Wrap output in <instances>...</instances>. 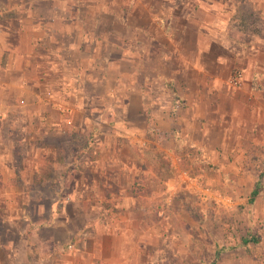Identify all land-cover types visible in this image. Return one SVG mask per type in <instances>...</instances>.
Returning a JSON list of instances; mask_svg holds the SVG:
<instances>
[{
  "label": "rangeland",
  "instance_id": "rangeland-1",
  "mask_svg": "<svg viewBox=\"0 0 264 264\" xmlns=\"http://www.w3.org/2000/svg\"><path fill=\"white\" fill-rule=\"evenodd\" d=\"M75 1L80 4L79 9L66 7L63 10L64 17H72L73 21L60 28L67 31V40L71 38L78 47L72 52H62L57 63L61 65V73L47 75L44 82L50 86L45 95L47 98L63 97L64 94L56 95L53 89V85H61L59 92H66L69 102L81 93H96L97 96L88 105L60 108L75 109L69 118L70 123L60 125L56 134L37 137L34 144L56 150L55 155L46 158L49 161L73 160L81 164L117 156V160L130 163L132 168L121 166L115 170L114 165L107 177L112 179L116 173L119 180L127 184L123 186L120 182L118 186L96 184L88 187L93 199L82 207L79 203L78 206L73 205L65 197L74 194L76 189L71 186V180L67 182L64 179L68 172L65 170L59 176L63 179L57 187H34L33 192L38 193L39 201L0 202V264H15V257L25 253V243H35L31 235L34 226L29 224L32 220L49 224L52 220L51 216L46 217L49 209L58 210L66 205L73 211L68 223L83 231L86 224L82 213L96 215L101 222L113 209L108 202L96 201V196L118 190H130L131 194L139 196L142 207L139 214L143 213L145 220L151 218L172 232L170 238L179 245L170 252L174 264H264V220L256 212L257 197L250 200L255 181L261 187L259 194L264 198V154L257 153L259 149L264 150L249 145L246 115L234 116L237 110L240 113L242 110L236 97H240L239 91L243 86L234 88L227 84L232 73L239 71L243 75L241 66L221 71L219 79L211 83L204 81L206 78L201 77L194 66L183 68L187 58L183 60L176 54L166 56L171 49L177 51L181 46L177 41L182 38L178 30L184 22L182 15L186 13V6L189 12L198 14L210 27H214L211 23L216 20L229 18L232 23L255 34H258L259 27L263 28L262 25L258 27V13L251 11L245 0H201L199 9L194 4L196 0H170L175 4L171 8H167L165 0ZM88 2L95 5L86 8ZM146 3H153L148 9L154 18L152 24L146 17L144 19ZM228 6L231 8L226 11L224 8ZM156 18H162L160 23ZM170 18L172 23L168 21ZM136 22L148 23V30L135 32ZM167 28L174 31L170 37ZM203 30L213 32L208 27ZM226 34L231 36V30ZM232 40L225 42V49L237 52L238 43ZM202 44H209L207 61L222 50L216 43ZM136 49H143L142 54H138ZM104 51L109 52L108 56H101ZM88 69L95 73L92 76L107 74V82L96 87L83 81L81 89L75 90L74 83L79 84L81 75ZM172 86L184 100L176 114L175 138L168 135V114L172 103L169 87ZM146 111L153 120L154 132L146 129ZM51 112L56 114L54 110ZM125 126L132 131L127 138L118 135L119 131L126 129ZM1 128L5 129V124ZM22 146V143L15 145L13 142L8 155L16 170L24 163ZM44 162L48 161H42L46 175L54 174ZM102 171L98 166L91 174L94 173L99 181ZM2 174L12 176L10 170L8 173L3 169ZM70 179L74 180L73 177ZM50 191L56 195L53 202L40 194L49 195ZM62 193L66 194L62 196ZM87 205L91 207L86 213ZM34 213L41 217L39 221L34 218ZM248 229L259 241L242 245L241 237ZM42 232L44 235L49 231L42 229ZM160 235L164 237L163 233ZM179 238L185 239L189 249L177 244ZM72 247V243L66 242L60 251L65 252Z\"/></svg>",
  "mask_w": 264,
  "mask_h": 264
},
{
  "label": "crops",
  "instance_id": "crops-1",
  "mask_svg": "<svg viewBox=\"0 0 264 264\" xmlns=\"http://www.w3.org/2000/svg\"><path fill=\"white\" fill-rule=\"evenodd\" d=\"M165 1L167 8L175 5L170 0ZM245 1L251 11L258 13V27L259 25L263 27H259L258 34L242 29L241 26L232 23L233 21L229 18L227 20L221 18L223 24L219 21L220 19L216 20L211 23L214 27H210L198 14L189 12L186 6V13L182 15L184 22L178 30L182 38L177 41L181 42V46L176 49L177 51L171 49L166 56L176 54L183 60L187 58L183 68L194 66L199 75L206 78L204 81L211 83L219 79L221 71H226L232 66H241L244 75L243 87L241 86L242 89L239 91L240 97L236 98L242 110L241 113L237 110L234 116L246 115L249 145L253 148L262 147L264 150V0ZM201 2V0L194 1V4L198 5L197 9ZM94 5L93 2H88L85 7L89 8ZM151 6L153 3L144 4L143 11L144 19L146 17L148 23L150 20L152 24L154 18L148 12ZM66 7L76 10L80 8V4L75 0L71 2L66 0H0V202L39 201L38 193L33 192L34 187L42 185L57 187V183L63 179H59V176L63 175L61 173L64 170L68 171L67 178L64 179L67 182L71 180V186L76 187L74 194L65 197L73 205L79 203L81 207L84 203L92 202L93 198L88 187L96 184L118 186L120 182L123 186L127 184L126 181H120L116 173L113 174L112 179L107 177L111 174L109 169L112 170L114 165L117 166L115 170H119L121 166L132 168L130 163L117 160V156L106 158L107 161L95 160L80 164L71 160L61 161V163L56 160H46L47 157L52 156L51 154L55 155L54 148L34 144L37 137L49 133L56 134L60 125L63 126L65 122L70 123L69 118L75 111L73 110L75 105H88L90 100L97 96L96 93L86 95L81 93L75 95L74 99L69 102L66 99L68 94L63 91L59 92L62 89L61 85L60 87L53 85V89L56 95L64 94L63 97L50 96L47 98L45 95L47 87L50 86L44 82L47 75L61 73V65L57 63L62 57V52L64 50L72 52L78 47L71 38L67 40L66 37H69L67 31L60 28L68 26L73 21L72 17H64L63 10ZM230 8L228 6L224 9L229 11ZM156 19L160 23L162 18ZM168 21L172 23L171 18ZM148 23L136 22L135 32H146ZM204 27H208L213 32L204 31ZM168 30L170 32L166 31L170 37L174 31L171 28ZM230 30L231 36L226 34ZM232 38L238 43L237 52H229L225 49V42L234 41ZM137 42L140 45V41L136 39ZM202 43H216L222 50L207 61L205 57L209 56V44L203 45ZM136 52L141 55L143 49H136ZM108 54V51H104L102 55L99 53L101 56H108ZM91 74L95 73L89 69L84 71L80 77V83H74L75 90L81 89L83 81L97 87L108 80L104 72L100 76ZM66 105L74 107L60 109ZM51 110L56 111V114L53 115ZM126 119L129 120V117ZM4 124L5 129L1 128ZM76 127L78 126L75 123ZM124 128L126 129L119 131L118 135L127 138L132 131L127 130V126ZM13 142L15 145L18 142L23 144L24 163L22 162V169L19 170H16L13 165L12 158L8 157L12 151ZM257 153L264 154V151L259 149ZM28 160L31 161L28 162ZM44 160L48 161L44 163L54 174L46 175L42 168ZM115 160L120 163H115ZM26 162L28 165L25 164ZM262 165L264 166V159ZM98 166L103 169L100 176L99 173L97 174L99 181L96 180L94 173L91 174ZM3 169L8 173L10 170L12 176L5 177L2 174ZM84 171H90V173ZM256 187L257 193L251 196L252 189ZM252 189L250 200L257 197L256 212L260 213L258 215L264 220V198L259 194L261 187L258 182H254ZM65 194L62 193V196ZM45 196L44 198L50 202L56 200L54 191L49 192V197ZM96 197V201L108 202L113 209L104 216L101 222L96 215L87 216L82 213L81 216L84 217L86 224L83 231L75 224L68 223L73 211L69 210L66 205L60 206L58 210L49 209L46 217L51 216L53 220H50L49 224L43 225V223L32 220L29 225L34 226L31 235L35 243H25V253L15 257L17 259L15 264H174L173 254L170 252L179 245H176L170 238L172 232L168 228L163 229L151 218L145 220L143 213L139 214L142 211L139 196H134L130 190L122 192L118 190L116 193L109 192V194L105 193L101 197L98 195ZM90 207L87 205L86 213L89 212ZM34 214V218L39 221L41 217ZM38 227L41 228L38 229ZM42 229L49 232L43 235ZM161 233L164 237L160 235ZM249 235H254V233L248 229L241 237L242 245L254 243L242 242V238H249ZM179 239L176 240L177 244L189 249L185 239ZM66 242L72 243L73 247L71 250L61 252V246Z\"/></svg>",
  "mask_w": 264,
  "mask_h": 264
},
{
  "label": "trees",
  "instance_id": "trees-1",
  "mask_svg": "<svg viewBox=\"0 0 264 264\" xmlns=\"http://www.w3.org/2000/svg\"><path fill=\"white\" fill-rule=\"evenodd\" d=\"M170 89V93H171V100H172V103H171V106H170V110H169V123H170V133H168V135H172L173 138H175L176 136V132H177V125L175 123V119H176V114H177V110L178 108L182 107L183 106V99L177 95L176 91H175V88L172 86V87H169ZM146 122H147V126H146V129L148 132H154V126H153V120L151 118V115L149 114L148 111H146ZM257 187L256 188H253L252 191H251V196L255 195L257 193ZM250 237L249 238H242V242H254V243H257L259 241V238L258 237H255L254 235H249Z\"/></svg>",
  "mask_w": 264,
  "mask_h": 264
},
{
  "label": "built area",
  "instance_id": "built-area-1",
  "mask_svg": "<svg viewBox=\"0 0 264 264\" xmlns=\"http://www.w3.org/2000/svg\"><path fill=\"white\" fill-rule=\"evenodd\" d=\"M227 84L234 88H240L243 84L242 73L239 71L232 73L227 79ZM67 247L71 248V245H67Z\"/></svg>",
  "mask_w": 264,
  "mask_h": 264
}]
</instances>
